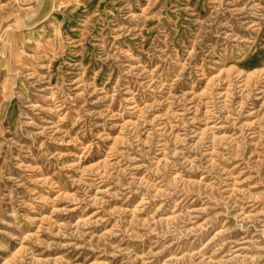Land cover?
<instances>
[{"label":"rangeland","instance_id":"374dc122","mask_svg":"<svg viewBox=\"0 0 264 264\" xmlns=\"http://www.w3.org/2000/svg\"><path fill=\"white\" fill-rule=\"evenodd\" d=\"M0 264H264V0H0Z\"/></svg>","mask_w":264,"mask_h":264}]
</instances>
